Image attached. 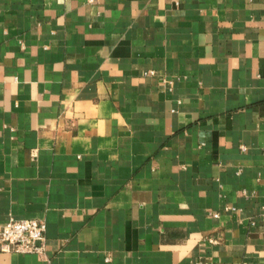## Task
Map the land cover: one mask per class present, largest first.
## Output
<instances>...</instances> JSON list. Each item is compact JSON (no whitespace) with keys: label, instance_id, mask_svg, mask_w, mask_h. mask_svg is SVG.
I'll list each match as a JSON object with an SVG mask.
<instances>
[{"label":"crops","instance_id":"0c3cea01","mask_svg":"<svg viewBox=\"0 0 264 264\" xmlns=\"http://www.w3.org/2000/svg\"><path fill=\"white\" fill-rule=\"evenodd\" d=\"M9 215L0 264H264V0H0Z\"/></svg>","mask_w":264,"mask_h":264},{"label":"built area","instance_id":"2783aa9c","mask_svg":"<svg viewBox=\"0 0 264 264\" xmlns=\"http://www.w3.org/2000/svg\"><path fill=\"white\" fill-rule=\"evenodd\" d=\"M44 240L45 222L41 219L9 215L0 223V251L37 252Z\"/></svg>","mask_w":264,"mask_h":264}]
</instances>
